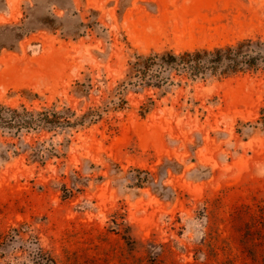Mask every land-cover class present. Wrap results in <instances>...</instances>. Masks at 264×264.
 Instances as JSON below:
<instances>
[{"label": "rangeland", "instance_id": "rangeland-1", "mask_svg": "<svg viewBox=\"0 0 264 264\" xmlns=\"http://www.w3.org/2000/svg\"><path fill=\"white\" fill-rule=\"evenodd\" d=\"M249 38L264 0H0V107L94 112L0 131V264H264V67L117 94Z\"/></svg>", "mask_w": 264, "mask_h": 264}, {"label": "trees", "instance_id": "trees-1", "mask_svg": "<svg viewBox=\"0 0 264 264\" xmlns=\"http://www.w3.org/2000/svg\"><path fill=\"white\" fill-rule=\"evenodd\" d=\"M264 67V39H243L234 45L199 49L181 54L172 52L153 53L137 56L129 64L125 80L119 86L121 95L128 86L160 89L174 76L190 80L205 79L209 76L227 78L240 73L257 72ZM69 114V110H66ZM146 112V110L144 111ZM260 122L264 127V108L260 110ZM94 116L93 111L71 123L68 116L46 112H29L24 108L0 107V131H30L37 128L68 127L84 122V118ZM37 157L38 154H35ZM36 264H54L47 256L38 254Z\"/></svg>", "mask_w": 264, "mask_h": 264}]
</instances>
